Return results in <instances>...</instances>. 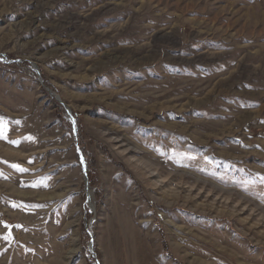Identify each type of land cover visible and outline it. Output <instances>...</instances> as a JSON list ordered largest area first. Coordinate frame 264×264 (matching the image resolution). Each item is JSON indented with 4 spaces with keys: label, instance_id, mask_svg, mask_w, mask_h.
Returning a JSON list of instances; mask_svg holds the SVG:
<instances>
[{
    "label": "rangeland",
    "instance_id": "obj_1",
    "mask_svg": "<svg viewBox=\"0 0 264 264\" xmlns=\"http://www.w3.org/2000/svg\"><path fill=\"white\" fill-rule=\"evenodd\" d=\"M0 118V264H264V0H0Z\"/></svg>",
    "mask_w": 264,
    "mask_h": 264
},
{
    "label": "water",
    "instance_id": "obj_2",
    "mask_svg": "<svg viewBox=\"0 0 264 264\" xmlns=\"http://www.w3.org/2000/svg\"><path fill=\"white\" fill-rule=\"evenodd\" d=\"M35 70L37 71V73L39 74V76H40V80H41V82H42V84H45L44 83V80L41 78V75H40V72H39V69L35 66ZM47 88V90L50 92V94L52 95V96H56V98L58 99V100H60L59 98H58V96L59 95H57L54 91H52V89L50 88V87H46ZM61 101V100H60ZM67 108V107H66ZM67 112H68V114H69V116H70V119L72 120V122H73V127H74V129H75V131L77 130V125H76V120L73 118V116H72V111L70 110V109H67ZM78 152H79V154H80V156H81V160H82V162H83V164H84V175H85V180H86V187H87V191H88V188H89V183H88V177H87V173H86V166H85V161H84V153H83V151L81 150V148L78 146ZM88 193V196H90V192L88 191L87 192ZM90 250L93 252L94 251V249H93V244L91 243L90 244Z\"/></svg>",
    "mask_w": 264,
    "mask_h": 264
},
{
    "label": "trees",
    "instance_id": "obj_3",
    "mask_svg": "<svg viewBox=\"0 0 264 264\" xmlns=\"http://www.w3.org/2000/svg\"><path fill=\"white\" fill-rule=\"evenodd\" d=\"M20 64V63H19ZM34 74V73H33ZM84 154H85V158H86V161L88 162V168H87V174L90 178V183L93 184V174L95 173V169L94 167L91 165L92 161L90 160V155L85 152L84 150ZM89 159V160H88Z\"/></svg>",
    "mask_w": 264,
    "mask_h": 264
},
{
    "label": "snow or ice",
    "instance_id": "obj_4",
    "mask_svg": "<svg viewBox=\"0 0 264 264\" xmlns=\"http://www.w3.org/2000/svg\"><path fill=\"white\" fill-rule=\"evenodd\" d=\"M6 131H7L6 121H4L3 118H0V137L6 138ZM5 239H7V237H5Z\"/></svg>",
    "mask_w": 264,
    "mask_h": 264
},
{
    "label": "bare ground",
    "instance_id": "obj_5",
    "mask_svg": "<svg viewBox=\"0 0 264 264\" xmlns=\"http://www.w3.org/2000/svg\"><path fill=\"white\" fill-rule=\"evenodd\" d=\"M127 146H128V145H127ZM127 146H126V147H127ZM128 148H129V147H128ZM123 150H124V149H123ZM123 150H122V151H123ZM124 151H125V150H124ZM140 163H141V162H140ZM143 164H145V166L149 167V169L152 171V169L150 168V165H149V164H146V163H143ZM182 172H183V171H182ZM155 184L157 185V183H155ZM155 184H154V185H155ZM214 186H215V185H214ZM216 187H217V186H216ZM216 189H217V188H216ZM231 189H232V188H231ZM231 189H228V188L226 189V188H224V187H219V188H218V190H220V192H221V191H222V192H227L228 195H230V193H231V191H232ZM229 197H230V196H229ZM227 198H228V197H227ZM221 199H222V198H221ZM263 213H264V212H263Z\"/></svg>",
    "mask_w": 264,
    "mask_h": 264
}]
</instances>
